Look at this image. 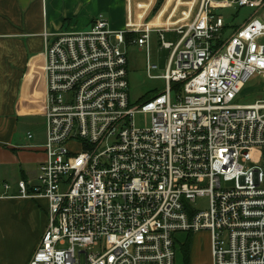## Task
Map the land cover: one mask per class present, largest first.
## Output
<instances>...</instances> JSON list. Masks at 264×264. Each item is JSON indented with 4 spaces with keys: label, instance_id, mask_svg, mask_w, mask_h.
<instances>
[{
    "label": "built area",
    "instance_id": "obj_1",
    "mask_svg": "<svg viewBox=\"0 0 264 264\" xmlns=\"http://www.w3.org/2000/svg\"><path fill=\"white\" fill-rule=\"evenodd\" d=\"M187 3L171 27L149 26L152 17L113 32L99 15L88 31L42 35L44 159L35 183L0 184V199L47 202L28 264H174L177 234L199 232L210 235L213 264H264V101L236 103L264 78V0ZM235 8L252 16L224 37L216 13ZM152 33L170 50L160 76ZM127 34L145 50L146 77L165 85L135 106ZM198 200L206 209L191 206Z\"/></svg>",
    "mask_w": 264,
    "mask_h": 264
},
{
    "label": "crops",
    "instance_id": "obj_2",
    "mask_svg": "<svg viewBox=\"0 0 264 264\" xmlns=\"http://www.w3.org/2000/svg\"><path fill=\"white\" fill-rule=\"evenodd\" d=\"M153 1L0 0V184L10 183L14 186L23 180L35 183L38 166L44 159L42 144L30 149L27 138L29 130L25 132L24 142L16 139L23 124L21 120L28 118L29 114L34 117L36 108L45 96L42 35L76 32V29L82 32L85 28L88 31L93 19L99 15L107 18L115 32L125 30L128 24L144 25L149 22L154 9ZM187 5L183 0H164L163 8L153 16L149 26L163 28L165 24L171 25L174 16L163 24L168 10L174 13L180 6ZM53 38L51 36L50 41ZM12 193H17L15 187ZM46 223L45 200L0 199V260L6 258L8 264H28L39 245ZM15 233L24 234V239L31 240L24 249L19 250L13 243ZM202 234L206 235L208 241L209 264H213L210 235L206 232ZM196 235L176 236L175 256L181 253L183 264L195 263L192 247Z\"/></svg>",
    "mask_w": 264,
    "mask_h": 264
},
{
    "label": "rangeland",
    "instance_id": "obj_3",
    "mask_svg": "<svg viewBox=\"0 0 264 264\" xmlns=\"http://www.w3.org/2000/svg\"><path fill=\"white\" fill-rule=\"evenodd\" d=\"M188 0H183V2H187ZM159 2L157 0L153 1L152 9L156 7L157 3ZM161 6L158 8L157 11H152V14L157 15L159 11L163 8L164 0L161 1ZM186 6H180L176 12H174L175 18L172 20H178L180 18V11H185ZM151 9V10H152ZM171 9L168 10L165 17L168 14H172ZM253 9L248 8H235V9H222L221 11H218L216 14L223 16L225 18L226 23H229V28L226 30V33H224L225 36H230L234 31H236V28L242 25L246 20L252 16ZM163 14V13H162ZM152 15L149 16L150 20ZM163 19V24L167 23L166 18ZM174 23V22H173ZM166 27H171L165 24ZM236 27V28H234ZM76 32H81L76 29ZM109 30L113 31L110 26L109 22ZM86 28L82 30V32H85ZM75 32V33H76ZM115 32V31H113ZM163 38L164 41L167 43H170L171 45H175L178 41L179 36H177L175 33L172 32H163ZM123 49L127 52V63H128V80H129V103L132 106L137 105L138 103H141L142 101L149 98L151 95H153L155 92H161L164 88V82L162 80H153L148 79L145 75L146 70V53L145 50L138 48V46L127 44V46H121ZM151 51H150V62L157 65L158 70L154 72L155 75H162L167 63V59L170 55V50L163 49L160 47V40H159V34L158 33H152L151 35ZM241 94L238 96V100L236 103L241 104H252L253 101H262L264 100V78L262 76H254L252 79L243 87ZM36 105V104H35ZM37 109V108H36ZM38 110V109H37ZM36 110V111H37ZM137 125H139L142 128L149 127L150 120L149 117L146 116H138L135 120ZM20 123H23L18 134H17V140L20 142H24L25 140V132L26 130H29V133L32 134L33 140H30V149L31 147H35V145H43L44 143V123L41 119V116H39L38 112H35V116L28 115V118H24L21 120ZM21 125V124H20ZM19 125V126H20ZM194 209H200L204 210L206 209L207 205L205 201L196 202L195 204L191 205ZM25 235H29V233H25ZM24 234H17L15 233V242L16 248L24 249L25 246L31 241L30 239H24ZM193 235V234H191ZM198 235V236H197ZM196 235L194 245L192 247L193 256L196 258L194 261V264H209V252L207 249V237L205 234H202V232H199ZM176 254V253H175ZM192 263V262H191ZM190 263V264H191ZM0 264H8L7 259L5 258L3 261L0 260ZM174 264H183L182 263V255L181 253L176 257Z\"/></svg>",
    "mask_w": 264,
    "mask_h": 264
},
{
    "label": "trees",
    "instance_id": "obj_4",
    "mask_svg": "<svg viewBox=\"0 0 264 264\" xmlns=\"http://www.w3.org/2000/svg\"><path fill=\"white\" fill-rule=\"evenodd\" d=\"M157 1H159V2H156L157 5H156V7L153 9V10H154V13H155V11H157L158 8L162 5V4H161V1H162V0H157ZM151 15H152L151 17L155 16V14H154V15L151 14ZM234 28H236V27H234ZM227 29H230V28H229V23H228V22L226 23V27L223 29V33H226V30H227ZM137 36H138L137 34H127V35H126V43L129 44L130 41L133 40V39H135ZM158 93H159V92H157V93L155 92L153 95H151L149 98H147L146 100L142 101L141 103H143V102H147V101L151 100V98L155 97ZM186 235H191V234H186ZM188 244H189V242H187L186 246H188ZM174 248H175V247H174ZM185 261H187V256L185 257Z\"/></svg>",
    "mask_w": 264,
    "mask_h": 264
},
{
    "label": "bare ground",
    "instance_id": "obj_5",
    "mask_svg": "<svg viewBox=\"0 0 264 264\" xmlns=\"http://www.w3.org/2000/svg\"><path fill=\"white\" fill-rule=\"evenodd\" d=\"M40 105H41V103H40ZM40 105H39V106H40ZM39 106H38V108H39Z\"/></svg>",
    "mask_w": 264,
    "mask_h": 264
}]
</instances>
